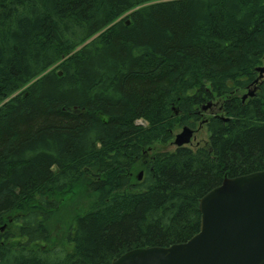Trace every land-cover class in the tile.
I'll use <instances>...</instances> for the list:
<instances>
[{"label": "trees", "instance_id": "obj_1", "mask_svg": "<svg viewBox=\"0 0 264 264\" xmlns=\"http://www.w3.org/2000/svg\"><path fill=\"white\" fill-rule=\"evenodd\" d=\"M263 57L264 0H0V264L190 238L200 197L264 170V79L238 95ZM214 96L206 145L147 155Z\"/></svg>", "mask_w": 264, "mask_h": 264}, {"label": "water", "instance_id": "obj_2", "mask_svg": "<svg viewBox=\"0 0 264 264\" xmlns=\"http://www.w3.org/2000/svg\"><path fill=\"white\" fill-rule=\"evenodd\" d=\"M256 70L261 78L264 67ZM192 135L185 125L173 143L185 146ZM198 210L199 229L186 241L134 248L110 264H264V170L224 178L199 198Z\"/></svg>", "mask_w": 264, "mask_h": 264}, {"label": "rangeland", "instance_id": "obj_3", "mask_svg": "<svg viewBox=\"0 0 264 264\" xmlns=\"http://www.w3.org/2000/svg\"><path fill=\"white\" fill-rule=\"evenodd\" d=\"M127 15V13H124L120 19L122 17H125ZM261 67H264V60H262V63L260 65ZM263 76H264V73H263ZM246 89V88H245ZM245 89H242V90H239V93L238 95L239 96H242L246 90ZM212 105L209 107V108H200L199 109V112H200V119L198 118L197 121H195L194 123V129H193V135H192V138L190 140V142L186 145L188 147H195L197 145H206L207 144V140H208V135H207V131H206V127L204 126V123L202 122V119H204L205 117L213 114V113H216V112H219L220 110V104H221V101H223V99L217 97V96H214L212 99ZM137 124H140V125H145V121L140 118V119H137L136 120ZM182 128H177L174 130L173 132V138L170 142L168 143H165V144H161V143H156L154 144L153 146L150 147V150H148L147 152V155L151 153L153 154L154 152H157V151H172L176 148V145L173 143L174 141V137L175 135L181 131ZM149 155V156H150ZM143 168L139 169L138 172H137V176H139V173H141V176L142 177V174H143V171H142ZM139 180L141 178H138ZM85 200V199H84ZM84 200H80V199H76V198H70V201L66 200L65 202V208L66 209V214L63 213L61 215V218L66 220L69 216L71 217L72 214L70 215L71 211L73 210H78L79 207L82 206V204L84 203ZM58 219H60L62 221V219L60 217H57Z\"/></svg>", "mask_w": 264, "mask_h": 264}, {"label": "flooded vegetation", "instance_id": "obj_4", "mask_svg": "<svg viewBox=\"0 0 264 264\" xmlns=\"http://www.w3.org/2000/svg\"><path fill=\"white\" fill-rule=\"evenodd\" d=\"M263 79H264V77H263L259 82H255V81H254L253 84L250 85V87H247V88L245 89L246 92H247L248 89H253V88H255V87L258 89V85H259V83H260ZM257 89H256V90H257ZM246 92H245V93H246ZM241 101H242V98H241Z\"/></svg>", "mask_w": 264, "mask_h": 264}, {"label": "bare ground", "instance_id": "obj_5", "mask_svg": "<svg viewBox=\"0 0 264 264\" xmlns=\"http://www.w3.org/2000/svg\"><path fill=\"white\" fill-rule=\"evenodd\" d=\"M94 37V36H93Z\"/></svg>", "mask_w": 264, "mask_h": 264}]
</instances>
